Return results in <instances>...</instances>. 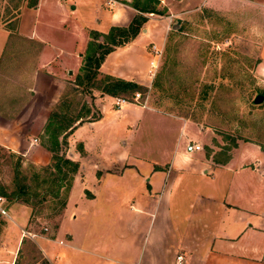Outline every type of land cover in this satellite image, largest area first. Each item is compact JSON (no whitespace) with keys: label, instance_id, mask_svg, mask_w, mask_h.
Segmentation results:
<instances>
[{"label":"rangeland","instance_id":"374dc122","mask_svg":"<svg viewBox=\"0 0 264 264\" xmlns=\"http://www.w3.org/2000/svg\"><path fill=\"white\" fill-rule=\"evenodd\" d=\"M113 1L112 5L133 4L141 0ZM17 2L18 0H0V20L15 16L13 8ZM92 4L94 5L92 1L79 3L75 13L69 16L72 4L67 2L63 17L65 20L74 18L78 24L84 21L90 28H95V18H98L101 24L108 13L104 10L94 11ZM112 5H106L105 8L110 9ZM153 6L157 13H142L146 20L141 25L138 37L106 61L109 66H148L147 59L151 58L149 46L155 45L161 49V53L154 76L152 79L146 78L137 82L145 88L138 90V102H135L130 94L119 95L131 104H125L120 110L112 109L104 114L97 133L102 136L101 143L108 145L99 146L100 153H92L91 156L100 159L104 156L127 155L130 164L137 165V171L150 177L152 160L157 159L159 164L163 160L169 162L174 148L183 151L185 144L192 141L200 145L198 152L204 157L212 156L232 161L230 168L222 171L219 178H216L222 182L226 179L231 183L233 181L234 186L231 188L236 186L235 181L239 178L232 168H255L258 172L254 173V177L245 175L240 183L244 192L247 190L248 193L255 194L254 209L259 210L260 207L262 210L264 0H157ZM10 22L9 24H12V21ZM34 47L33 44H26L15 38L0 60L1 113L12 112L27 98V79L32 67ZM28 50L31 51L30 54L27 53ZM65 58L70 63L74 62L71 54ZM16 70L20 72L16 73ZM77 71L78 69L72 70L70 67L69 70L64 69L61 74V78L66 81L63 91L68 93L67 96L71 99L70 109L74 114L89 108L90 114H95L97 109L91 105L89 93L81 88L76 92L70 90ZM91 93L99 91L91 89ZM258 94L261 96L260 101L254 102ZM143 102L144 106H141ZM84 133L81 136L92 134L90 130H85ZM81 136L78 135L79 138ZM74 140L71 149L78 152L79 144ZM123 141L125 143H122ZM65 147L66 144L61 146L58 154L66 157ZM50 156L49 152L48 162L37 165L19 153L0 146V185L5 187L6 192L12 188L18 161L20 176H25V182L33 186L38 180L33 181L32 175L45 174L41 168L51 163ZM207 168L210 172L214 171L211 165L206 166ZM134 170L132 168L126 171L128 174L124 177L106 176L100 184V193L96 196L93 207L89 206L90 204H81L80 197L85 192L80 186L74 187L70 196L68 210L74 211L75 219L65 221L62 230L92 238L90 241H94V250L109 257L106 262L97 259L101 264H130L135 258L133 249L139 247L138 237L145 229L147 217L142 214L137 219V226H129L135 217L131 208L134 205L132 198L139 188V178L136 180L129 176ZM165 171L164 168L163 174L156 173L159 177L157 189H160L162 183L161 193L164 196L173 186L171 178L176 175H179L180 186L191 188L188 192H193L194 187L206 190L205 183L207 185L208 179L205 180V177L199 186V175L203 174L199 164L198 167H190L186 163L180 166L171 161L167 170L170 174L166 177ZM85 182V187L92 191L94 179L89 176ZM142 185L140 184L141 187ZM41 187H38L36 192H43L46 185ZM63 190L58 189L57 197L46 194L35 204L38 197L31 199L30 204L18 201L29 209L27 229L48 236L54 232L63 209L58 211V205L55 204ZM183 193L187 195L186 191ZM187 203L186 201L180 204L179 214L184 218L183 222H175V226L180 233L186 236L189 233L193 237L198 224L193 222L194 210L189 208ZM156 228L157 222L153 224L151 235ZM88 245L91 244L83 246ZM108 246L112 250L106 252ZM18 247L15 264H47L30 237H23ZM148 248L149 240L144 257ZM71 252L69 259L75 261L76 255L73 254L78 252ZM53 264H60V260H53Z\"/></svg>","mask_w":264,"mask_h":264},{"label":"crops","instance_id":"0c3cea01","mask_svg":"<svg viewBox=\"0 0 264 264\" xmlns=\"http://www.w3.org/2000/svg\"><path fill=\"white\" fill-rule=\"evenodd\" d=\"M27 1L31 0H18V11L15 16L0 20V60L15 38L26 44L35 45L32 67L27 79V98L12 112H0V146L19 153L33 164L41 165L48 162L49 152L40 144L39 136L49 110L57 102L65 87L66 81L61 78L63 70H69L70 67L72 70L79 68L90 30L103 34L110 26H125L137 11L129 4L121 3L107 9L104 0H36L34 6H28ZM89 1L94 3L92 4L94 11L104 10L108 13L101 24L100 20L95 18V28H90L84 21L78 24L74 18L69 17L75 13L79 3ZM67 2L72 5L68 12L69 18L65 20L63 12ZM10 21L13 27L9 25ZM143 32L147 33L146 30ZM138 35L139 32L127 43L107 53L99 65V72L134 82L146 79L148 66L107 65V59L111 55L114 56L128 47ZM27 53L30 54L31 51L28 50ZM70 54L74 57L72 63L65 58ZM149 60L150 58L147 59V63ZM17 72L20 71L16 70ZM93 96V106L99 111V118L80 122L65 138L66 157L77 162L78 167L73 174L67 199L54 232L48 236L27 229L28 207L0 196V207L5 211V214H0V264H15L18 244L20 245L23 237L27 236L31 238L47 264H53V260H60V264H101L97 259L101 262L108 261L107 255H101L94 250V241H90L92 238L70 230H62V225L65 221L75 219L74 211L68 210L74 187L80 186L85 192L80 197L81 204H90L89 206L93 207L103 179L106 176L124 177L128 174L126 171L132 168L135 170L129 176L136 180L139 178V188L132 198L134 205L131 208L135 217L129 226H137V219L142 214L147 217V222L141 236L138 237L139 247L133 249L135 258L130 264H175L177 254L183 256L181 264H264V206L262 210L260 207L259 210H255L253 205L256 201L255 194L248 193L247 190L244 192L240 183L245 175L254 177V173L258 172L255 168L251 170L242 167L232 168L239 178L237 182L235 181L236 186L231 188L234 186L233 181L231 183L226 179L222 182L216 178H219L222 171L230 168L232 161L212 156L204 157L198 151L192 154L174 148L169 162L163 160L159 164L157 159L150 162L152 166L150 177L137 171V165L130 164L127 155L93 158L91 154L99 152V146L108 145L101 143L102 136L97 133L101 128L104 114L112 109L120 110L125 104H131L124 102L114 107L113 96L99 93H93ZM85 130H90L92 134L81 136ZM74 139L78 141L80 152L71 149ZM177 144L178 141L175 146ZM171 161L180 166L186 163L190 167H198L199 164L201 171L203 170V174L199 175V186L205 177V180L208 179V186L204 182L206 190L194 187L193 192H188L191 188L180 186L179 175H176L171 178L173 185L171 189L165 196L162 195L163 184L161 183L158 190L159 177L156 173L163 174L165 168V177L169 175L170 172L167 170ZM195 163L197 166H194ZM205 165H211V168L213 166L214 171L210 172ZM89 176L95 181L92 191L85 187L86 178ZM140 184H143L142 187ZM184 191L187 195L183 193ZM186 201L189 208L194 210L193 222L201 226L197 225L193 237L189 233L187 236L180 233L175 226V222H183L184 217L180 216L179 207ZM155 222L157 228L151 235ZM148 240L149 248L144 257ZM84 244L91 245L84 247ZM111 250L112 248L108 246L106 252ZM71 251L81 253L73 254L76 255L75 261L69 259Z\"/></svg>","mask_w":264,"mask_h":264},{"label":"trees","instance_id":"16d2710c","mask_svg":"<svg viewBox=\"0 0 264 264\" xmlns=\"http://www.w3.org/2000/svg\"><path fill=\"white\" fill-rule=\"evenodd\" d=\"M156 1L141 0L140 2L129 4L137 12L125 26H110L107 32L103 34H99L93 30L88 32L89 40L82 55L81 65L71 82L70 90L76 92L78 88H81L83 91L89 93L91 105L93 106L94 96L91 93V89L99 91V95L105 94L113 97L124 94L132 95L133 92L145 89L137 82L109 74H102L98 68L107 53L115 49V47L127 43L139 32L142 23L146 20L142 13H157L153 6ZM35 2L36 0L27 1V5L34 6ZM13 9H15V13L18 11L17 3ZM9 25L12 26V24ZM67 94L65 91H62L57 102L49 110L39 136L40 144L51 153V163L41 168L45 174L41 176L37 173L33 174L31 179L38 181L33 186H30L25 182V176H20V172L17 169L20 164L17 161L12 180V188L6 192L5 187L0 185L1 197H4L8 201H21L25 204H30L31 199L38 197L34 202L35 204L41 201L46 194L57 197L58 189L63 188V193L59 196L60 198L55 205H58L56 208L58 211L64 207L67 191L78 164L58 154V152L61 146L66 144L65 138L75 125L90 118L91 120L98 119L100 116L98 110H96L95 114H90L89 108L73 114L70 109L71 99L68 98ZM44 184L46 187H44ZM38 187L43 188V192H36Z\"/></svg>","mask_w":264,"mask_h":264},{"label":"built area","instance_id":"2783aa9c","mask_svg":"<svg viewBox=\"0 0 264 264\" xmlns=\"http://www.w3.org/2000/svg\"><path fill=\"white\" fill-rule=\"evenodd\" d=\"M113 2H114L113 0H104L105 5H112ZM149 51L151 54V58L148 61V68L146 71V75H147V79H152V77L154 76L155 70L157 68V63H158V60L160 58L161 49L156 47L155 45H150ZM131 97L135 102H138V98L140 97V93L137 91L133 92ZM124 102H127L125 97H123V96L114 97V105L116 107H118L120 104H122ZM144 103L145 102H143V104H141V106H144ZM200 148L201 147L199 144L192 142V141H188L184 146V150L187 153L199 151ZM0 199H1V197H0ZM0 214H5V211L2 207H0ZM182 260H183V256L181 254H177L175 256V264H181Z\"/></svg>","mask_w":264,"mask_h":264},{"label":"water","instance_id":"95a60500","mask_svg":"<svg viewBox=\"0 0 264 264\" xmlns=\"http://www.w3.org/2000/svg\"><path fill=\"white\" fill-rule=\"evenodd\" d=\"M260 99H261V96L258 94L255 98H254V102H258V101H260Z\"/></svg>","mask_w":264,"mask_h":264}]
</instances>
